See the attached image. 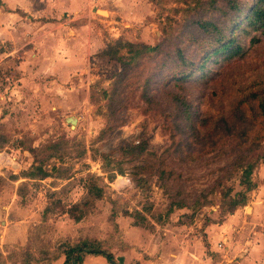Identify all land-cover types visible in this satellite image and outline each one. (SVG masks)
Masks as SVG:
<instances>
[{"label": "rangeland", "instance_id": "rangeland-1", "mask_svg": "<svg viewBox=\"0 0 264 264\" xmlns=\"http://www.w3.org/2000/svg\"><path fill=\"white\" fill-rule=\"evenodd\" d=\"M93 8L103 55H90L66 81L39 62L18 70V56L0 65V156L20 165L17 175L4 164L0 170L9 181L18 177L21 214L28 208L45 218L49 242L61 236L59 248L85 239L120 241L126 225L157 238L191 227L202 237L204 225L236 211L239 222L250 223L246 232L262 231L264 35L245 34L244 23L237 52L210 56L200 72L215 43L210 27L199 24L228 25V0H100ZM87 20L56 22L72 28ZM122 25V34L114 33ZM118 42L155 50L131 59L137 50L119 46L115 56L104 55ZM179 55L198 60L183 82L176 76L186 70L175 68ZM22 74L31 75L30 85L19 81ZM252 163L254 188L245 206L228 213L229 200L244 190L242 170ZM40 172L47 176L39 179Z\"/></svg>", "mask_w": 264, "mask_h": 264}, {"label": "crops", "instance_id": "crops-1", "mask_svg": "<svg viewBox=\"0 0 264 264\" xmlns=\"http://www.w3.org/2000/svg\"><path fill=\"white\" fill-rule=\"evenodd\" d=\"M99 1L0 0V65L18 56V70L39 62L56 81H66L85 66L90 55H103L105 46L98 44L101 33L92 22L101 19L93 12ZM73 16L88 20L72 28L56 22ZM30 77L22 74L19 81L29 84ZM17 165L12 175L18 174ZM17 182L18 177L9 181L0 170V264H65L66 246L59 248L62 242L56 241L61 236L49 242L42 227L45 218L37 220L27 207L28 215L21 214L22 205L15 202ZM255 207L252 211L257 212ZM236 213L220 224L204 225L202 237L192 234L191 227L187 231L172 227L163 238H157L126 225L120 227V241H97L105 243L119 264H264V224L259 222L262 231L246 232L250 223L239 222ZM154 239V247L149 246ZM80 264L111 263L103 255L85 254Z\"/></svg>", "mask_w": 264, "mask_h": 264}, {"label": "trees", "instance_id": "trees-1", "mask_svg": "<svg viewBox=\"0 0 264 264\" xmlns=\"http://www.w3.org/2000/svg\"><path fill=\"white\" fill-rule=\"evenodd\" d=\"M235 0H228L229 5V11H231L232 16L228 19V25H226L224 28H218L216 23L213 22H202L200 27L206 28L210 27L211 29V35L214 39L215 46L212 48V52L207 55L204 58V61L202 64L198 66V71L202 72L206 68V63L209 60V57L214 55H222L227 54L233 55L238 50V40L236 38V31L241 28V26L246 23V29L243 31L245 34L247 33L248 29H251L252 31H260L262 35H264V0H246L241 5L237 6L236 3H234ZM245 11V16L238 19V15ZM232 28L231 33L228 35V32H230V29ZM119 46L121 48H127L129 52H132V50L135 51L134 55L131 59L137 57L139 55V51L142 52H151L154 51V47L144 46V45H134L131 43H116V47L111 52H104V55L106 56H115L117 52L119 51ZM204 55H202L203 57ZM198 63V60H197ZM195 61L187 60L185 57L179 55L178 56V64L175 66L176 69L184 68L186 67V70L182 72H178L176 76H178L177 80L179 82H183L187 79H190L193 75V72L191 71L193 67L197 64ZM188 69V70H187ZM251 99H254L253 97ZM263 101V102H262ZM262 104L264 105V100H262ZM227 117L225 116V119ZM224 123V122H223ZM55 147V146H54ZM53 148V147H52ZM255 164H247L246 167L242 170V175L240 178V185L243 187V191L238 192L234 198H231L229 200L228 204V213H233L238 207L245 206L246 204V193L249 192L254 188V185L251 182V175L254 169ZM41 171V170H40ZM120 172H122L120 170ZM40 176L38 175L39 179H43L47 176V173L40 172ZM110 180L112 179L111 176ZM98 194H101V191H97ZM74 208H76L74 206ZM70 217H72L74 220L79 219L77 216H72L71 211L68 212ZM65 254V264H80L82 261V258L85 254H97V255H103L106 257V259L111 264H119L114 260V257L112 254L105 248V245L101 242H98L96 240H82L78 242L77 244L73 246H66L64 250Z\"/></svg>", "mask_w": 264, "mask_h": 264}, {"label": "water", "instance_id": "water-1", "mask_svg": "<svg viewBox=\"0 0 264 264\" xmlns=\"http://www.w3.org/2000/svg\"><path fill=\"white\" fill-rule=\"evenodd\" d=\"M66 122L70 123L71 125L76 124V119L74 118H69L66 120ZM4 164L5 166H8L9 168L16 170L18 169V165L12 162L11 160L7 158H0V165Z\"/></svg>", "mask_w": 264, "mask_h": 264}, {"label": "built area", "instance_id": "built-area-1", "mask_svg": "<svg viewBox=\"0 0 264 264\" xmlns=\"http://www.w3.org/2000/svg\"><path fill=\"white\" fill-rule=\"evenodd\" d=\"M121 27L123 28L114 27V33H116L117 35H121L125 26L122 25Z\"/></svg>", "mask_w": 264, "mask_h": 264}, {"label": "bare ground", "instance_id": "bare-ground-1", "mask_svg": "<svg viewBox=\"0 0 264 264\" xmlns=\"http://www.w3.org/2000/svg\"><path fill=\"white\" fill-rule=\"evenodd\" d=\"M100 14H101V15H106L107 12H105V11H101ZM2 157H3V156H0V158H2ZM3 158H4V157H3Z\"/></svg>", "mask_w": 264, "mask_h": 264}]
</instances>
